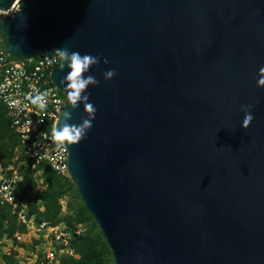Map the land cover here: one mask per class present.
<instances>
[{
  "label": "water",
  "instance_id": "1",
  "mask_svg": "<svg viewBox=\"0 0 264 264\" xmlns=\"http://www.w3.org/2000/svg\"><path fill=\"white\" fill-rule=\"evenodd\" d=\"M0 41L108 60L90 69L92 128L65 148L113 264H264V0H35ZM67 71L51 72L65 99Z\"/></svg>",
  "mask_w": 264,
  "mask_h": 264
},
{
  "label": "built area",
  "instance_id": "2",
  "mask_svg": "<svg viewBox=\"0 0 264 264\" xmlns=\"http://www.w3.org/2000/svg\"><path fill=\"white\" fill-rule=\"evenodd\" d=\"M22 8L21 0H15L7 9H0V23ZM59 65L55 51L16 58L7 54L0 41V110H5L17 136L15 153L24 157L21 165L29 164L39 179H42V168L46 167L58 177L69 180L67 150L65 147L57 149L49 139L52 126L57 124L67 105L51 79V72ZM45 91L48 93L46 108L40 112L27 98ZM21 181L18 168L0 163V206L8 208L17 223L25 227L24 232L15 233L12 239L20 244L31 237L38 241L34 257L41 264H58L63 256L76 258L70 241L84 234L85 229L81 226L70 228L64 223L36 222L33 215H25L15 195Z\"/></svg>",
  "mask_w": 264,
  "mask_h": 264
},
{
  "label": "trees",
  "instance_id": "3",
  "mask_svg": "<svg viewBox=\"0 0 264 264\" xmlns=\"http://www.w3.org/2000/svg\"><path fill=\"white\" fill-rule=\"evenodd\" d=\"M34 1L21 0L22 7ZM16 146L17 136L11 129L10 121L2 108L0 110V163L6 166H16L24 161L23 156L15 153ZM18 171L22 175V181L18 185L15 195L27 205L28 217L33 215L37 222L44 221L51 225L64 223L67 227H71L69 225H73L72 222H74L76 225L71 228L82 223H89L92 230L97 228L81 201L74 216L60 217L62 197L72 191L79 198L74 185L68 179L58 177L46 167L42 168L41 177L44 180L45 189L38 195L33 191L36 179L35 171L30 169L29 164L20 165ZM24 231L25 227L17 223L16 217L11 214L10 210L0 206V237L10 238L15 233ZM70 247L77 257L63 256L59 259L58 264H113L112 253L100 233L95 235L91 231H85L84 234L70 241ZM6 259L7 264H13L11 257Z\"/></svg>",
  "mask_w": 264,
  "mask_h": 264
},
{
  "label": "clouds",
  "instance_id": "4",
  "mask_svg": "<svg viewBox=\"0 0 264 264\" xmlns=\"http://www.w3.org/2000/svg\"><path fill=\"white\" fill-rule=\"evenodd\" d=\"M57 54L61 70L65 66L68 69L67 74L60 80V85L63 87L67 102L72 111H76L82 106L85 113L79 123H70L72 120L71 112L65 111L59 122L52 126L49 139L57 149H63L68 145L77 144L91 130L96 109L89 102L90 93L87 90L90 87H97L99 81L95 76L90 74V69L93 66L98 67L101 62L107 65L108 60L104 59L101 61L98 55H81L76 51L70 52L67 48L57 50ZM115 75L114 69H108L102 73V78L105 82H110ZM258 77L257 88H264V67L259 69ZM47 95L46 91L39 92L34 96H29L27 99L35 109L43 112L46 108ZM241 111L244 114L241 128L244 130L249 127L253 120L251 105L241 106Z\"/></svg>",
  "mask_w": 264,
  "mask_h": 264
},
{
  "label": "rangeland",
  "instance_id": "5",
  "mask_svg": "<svg viewBox=\"0 0 264 264\" xmlns=\"http://www.w3.org/2000/svg\"><path fill=\"white\" fill-rule=\"evenodd\" d=\"M20 165L21 163H18L15 167L18 168L20 167ZM44 189H45L44 180L36 178L35 185L33 187L34 193L39 195L44 191ZM80 201H81L80 198H77L74 192L72 191L68 192L67 195L62 197V199L60 200V204L62 206L60 217H66L69 215L74 216L75 211L77 210V207L80 204ZM20 204L22 205L20 207V210H22L23 213L26 215L28 212L27 205L21 200H20ZM72 224L73 225H69V226L72 227L76 225V223L74 222H72ZM78 226L83 227L86 232L91 231V233L95 235H99L100 233L98 227L92 230L89 223L78 224ZM12 237L10 238L0 237V241L5 240V241H1L0 243V264H7L6 258H10V257L13 259V264H41L39 261L37 260L35 261V257H34L35 245L38 243V241H35L34 238L31 237L29 240L25 239V241L20 244L14 241ZM7 254H9V256H7Z\"/></svg>",
  "mask_w": 264,
  "mask_h": 264
}]
</instances>
